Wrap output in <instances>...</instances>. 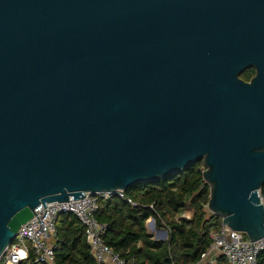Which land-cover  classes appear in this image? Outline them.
<instances>
[{
	"label": "water",
	"instance_id": "obj_1",
	"mask_svg": "<svg viewBox=\"0 0 264 264\" xmlns=\"http://www.w3.org/2000/svg\"><path fill=\"white\" fill-rule=\"evenodd\" d=\"M200 160L262 238L264 0H0V256L39 204Z\"/></svg>",
	"mask_w": 264,
	"mask_h": 264
},
{
	"label": "trees",
	"instance_id": "obj_2",
	"mask_svg": "<svg viewBox=\"0 0 264 264\" xmlns=\"http://www.w3.org/2000/svg\"><path fill=\"white\" fill-rule=\"evenodd\" d=\"M204 169L200 160L131 186L124 193L135 205L118 196L101 201L95 218L106 225L104 243L127 264H200L201 254L211 243L209 234L221 222L206 209L210 187L203 179ZM260 192L264 195V183ZM150 217L157 228L166 229L165 240L153 239L147 232ZM54 238L56 264H104L91 254L86 229L72 213L57 216ZM203 264L229 263L218 255L212 263ZM256 264H264V250L257 255Z\"/></svg>",
	"mask_w": 264,
	"mask_h": 264
},
{
	"label": "built area",
	"instance_id": "obj_3",
	"mask_svg": "<svg viewBox=\"0 0 264 264\" xmlns=\"http://www.w3.org/2000/svg\"><path fill=\"white\" fill-rule=\"evenodd\" d=\"M259 199L264 207V195L258 191ZM113 196L126 199L132 205L135 203L125 196L123 190L116 192H85L84 196L78 199L69 198L64 202H46L34 208L31 218L21 224L12 242L6 247L0 256V264H20L24 261H31L35 264H56L55 249V224L57 216L61 213H72L86 229V239L95 259L104 264H127L118 257L114 251L102 240L106 225L95 218L99 204ZM152 208V205H150ZM189 217L188 214H185ZM154 218L150 217L149 221ZM148 219L146 221L147 226ZM211 243L207 250L201 254V262L216 253L222 255L229 264H256V257L264 250V236L256 241H250L245 235L237 230H231L220 222L217 229L209 234ZM31 255V256H30ZM210 262L211 261H206Z\"/></svg>",
	"mask_w": 264,
	"mask_h": 264
},
{
	"label": "rangeland",
	"instance_id": "obj_4",
	"mask_svg": "<svg viewBox=\"0 0 264 264\" xmlns=\"http://www.w3.org/2000/svg\"><path fill=\"white\" fill-rule=\"evenodd\" d=\"M206 209H207V207H206ZM207 211L210 212L208 209H207ZM149 220H150V218H148V222H147V226H146L147 232L151 234L153 239L165 240L167 237L165 239H163L162 231L166 230V229H164V228L159 229L156 226H153V221L152 220L149 221ZM203 262H206V261L204 260Z\"/></svg>",
	"mask_w": 264,
	"mask_h": 264
},
{
	"label": "flooded vegetation",
	"instance_id": "obj_5",
	"mask_svg": "<svg viewBox=\"0 0 264 264\" xmlns=\"http://www.w3.org/2000/svg\"><path fill=\"white\" fill-rule=\"evenodd\" d=\"M255 68L253 66L248 67L246 69H244L240 74L239 77L243 80V81H250V79L255 75ZM247 74V75H246Z\"/></svg>",
	"mask_w": 264,
	"mask_h": 264
},
{
	"label": "crops",
	"instance_id": "obj_6",
	"mask_svg": "<svg viewBox=\"0 0 264 264\" xmlns=\"http://www.w3.org/2000/svg\"><path fill=\"white\" fill-rule=\"evenodd\" d=\"M217 254L216 253H211V255L207 258L206 261H211L213 262L216 258Z\"/></svg>",
	"mask_w": 264,
	"mask_h": 264
},
{
	"label": "bare ground",
	"instance_id": "obj_7",
	"mask_svg": "<svg viewBox=\"0 0 264 264\" xmlns=\"http://www.w3.org/2000/svg\"><path fill=\"white\" fill-rule=\"evenodd\" d=\"M150 223V222H149ZM149 226V225H148Z\"/></svg>",
	"mask_w": 264,
	"mask_h": 264
}]
</instances>
